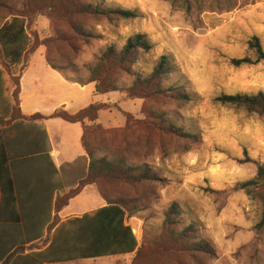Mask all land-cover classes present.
<instances>
[{"label": "rangeland", "instance_id": "obj_1", "mask_svg": "<svg viewBox=\"0 0 264 264\" xmlns=\"http://www.w3.org/2000/svg\"><path fill=\"white\" fill-rule=\"evenodd\" d=\"M88 2L134 11L139 17L109 21L88 16L65 19L59 11L31 13L26 22L33 47L40 52L26 82H32L41 54L65 64L60 57L65 45L50 38L57 30L63 31L69 20L96 36L81 46L78 59L66 49L82 69L79 74L65 70L63 75L69 80L88 82L89 70L109 46L122 48L129 38L141 33L148 36L153 50L138 55L135 72L145 77L160 57L168 56L174 68L169 84L184 87L191 98L189 102L129 100L121 91L99 95L110 102V108L120 109L117 103H121L122 110L133 117L126 131H94L89 140L95 155H121L151 170L147 180L135 187L115 181L99 187L110 202H131L133 217L127 223L134 229L144 254L134 264H264V229L256 228L260 205L235 189L256 176L255 163L264 165V119L215 101L223 95L264 93V62L239 68L232 63L245 57L255 59L249 50L254 37L264 49V0ZM24 3L0 0V27L22 14ZM24 65L22 62L13 69V74L18 75ZM41 76L44 82H53L44 71ZM118 82L120 87H129L132 79L123 76ZM142 111L150 115L148 119ZM157 111L172 117L171 113L178 114V124L193 139L159 131L151 116ZM173 203L179 205L181 213L167 224L166 212ZM188 228L192 233L183 241L188 253L181 254L170 232L177 234ZM198 244H208L207 252H200L199 246L197 251L190 249ZM121 260L116 264H133V257Z\"/></svg>", "mask_w": 264, "mask_h": 264}, {"label": "trees", "instance_id": "obj_2", "mask_svg": "<svg viewBox=\"0 0 264 264\" xmlns=\"http://www.w3.org/2000/svg\"><path fill=\"white\" fill-rule=\"evenodd\" d=\"M23 9L22 14L14 15L11 20L0 27V62L4 66L0 68V226L18 224L22 220L11 163L17 155L12 151L10 144L12 129H19L22 126L25 130L34 128L40 134V138H43L44 145H40L38 150L40 152L48 151L49 142L43 127L36 124L35 121L61 118L69 123H82L85 131L84 147L91 159L88 174L82 184H94L100 195L108 202L107 206L89 212L80 218H72L61 223L56 229L49 247L42 252L32 254V257L44 263L56 264L130 255L133 257L132 263L134 264L144 254L133 229L127 223L128 218L133 217V212H130L131 208L129 207L131 202L123 199L110 202L108 195L99 187L101 184H107L111 181L127 187H135L147 180L146 176L151 170L129 162L126 157L121 155L113 158L107 155L97 157L89 140V136L97 130L106 132L128 130L130 119L133 116L124 113L127 119L125 127L115 130H105L99 123L98 112L112 109L109 105L103 104L90 105L75 114L59 109L50 117L41 114L25 117L20 113L19 95L22 77L28 69L30 58L37 51V48L33 47L26 22V18L31 13L42 14L44 11H59L65 19L74 16H88L92 18L105 17L109 21L116 19L135 20L139 16L134 11L106 8L103 5L89 3L88 0H25ZM66 24L63 31L57 30L54 37L50 38V40L55 39L53 42H62L65 45L60 55L65 64L56 63L49 54L45 57L53 70L61 74H64L65 70L79 74L82 69L78 67L77 62L72 61L73 58L69 52L74 54V59H78L83 49L81 46L89 44L90 40L96 36L86 27L74 22L71 23L68 20ZM50 40L48 39V41ZM41 45L45 46L44 44ZM152 50L153 44L148 36L141 33L129 38L122 48L109 46L89 70L88 82L95 83L97 92L102 95L121 91L129 100L170 99L175 102H189L191 98L186 94L184 87L169 84L174 68L168 56L160 57L153 71L145 77L135 72L134 66L138 61V55L140 53L149 54ZM249 50L255 59L251 57L234 59L232 63L235 67L264 62V49L258 38L254 37L249 42ZM22 62L25 65L20 73L18 75L13 74V69ZM123 76L132 79V84L129 87L119 86L118 81ZM215 101L221 105L242 110L264 119V93L262 92L256 95H223L216 98ZM16 112L19 113L18 117H16ZM141 113L145 119L150 116L144 111ZM154 113L151 115L152 124L153 126L159 125V131L177 138L193 139L194 136L178 124V114L171 113L172 117L165 111ZM141 121H144L142 123L145 124V120ZM255 164L257 166L256 176L249 181L238 184L235 189L244 191L251 200L260 205L261 218L256 228L261 230L264 229V165ZM138 171H140L139 174H137ZM180 213L179 205L173 203L166 212L167 224L170 223V219L175 218ZM191 233V228L177 234L172 230L170 232L171 239L177 241L181 254L188 253L187 246L183 247V241L189 239L188 236ZM197 246H199L200 252H207L206 249L209 247L208 244H198L190 249L197 251ZM24 250L20 245L11 246L4 239H0V264H11L13 259L20 256Z\"/></svg>", "mask_w": 264, "mask_h": 264}, {"label": "crops", "instance_id": "obj_3", "mask_svg": "<svg viewBox=\"0 0 264 264\" xmlns=\"http://www.w3.org/2000/svg\"><path fill=\"white\" fill-rule=\"evenodd\" d=\"M39 52L30 58L28 69L20 82L22 116L41 114L50 117L59 109L75 114L93 104H110L99 98L102 94L97 92L95 83L69 80L53 70L42 54V60L36 63L38 69L32 82H26L35 67V57ZM42 71L53 82H44ZM117 104L120 109L98 112L103 129L125 127L127 119L124 113L128 112L122 110L121 103ZM35 122L44 129L49 142L48 151H38L44 142L34 128L25 130L22 126L10 132L11 149L17 154L11 163L22 220L18 224L0 226V239H4L8 245H20L25 249L11 264H48L36 260L32 254L49 247L61 223L107 206L94 184H82L91 161L84 147L83 124L69 123L61 118ZM130 257L126 255L56 264H116L118 260Z\"/></svg>", "mask_w": 264, "mask_h": 264}]
</instances>
